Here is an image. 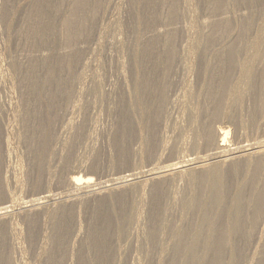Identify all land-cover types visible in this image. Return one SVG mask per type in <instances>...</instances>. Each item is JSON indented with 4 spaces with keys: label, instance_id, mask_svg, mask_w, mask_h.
I'll use <instances>...</instances> for the list:
<instances>
[{
    "label": "bare ground",
    "instance_id": "bare-ground-1",
    "mask_svg": "<svg viewBox=\"0 0 264 264\" xmlns=\"http://www.w3.org/2000/svg\"><path fill=\"white\" fill-rule=\"evenodd\" d=\"M112 1L0 2V19L8 31L27 24L25 16L33 4L35 21L43 25H26V33L32 30L38 41L35 53L21 52L15 64L23 83L16 102L9 100L8 105L17 119L13 121L16 130L25 136L29 156L37 160L41 178L35 179L33 187L52 186L48 182L59 177L60 172L51 169L50 162L45 164V157H58V149L51 144L53 126L61 116L81 115L77 139L89 134L87 118L96 108L105 107L120 115L121 137L126 125L132 126L140 118L138 126L144 137L140 136L148 145L145 153L135 151L134 156L143 160L146 155H156V144L162 141L158 127L164 115L167 119L169 104L173 103L171 93L182 86V95L177 93L181 97L176 95L175 103L192 128L189 148L203 149L204 154L178 157V161L164 166L129 169V173L104 182L95 181L93 175L77 174L61 180L64 187L60 192L50 189L20 203H14L13 192L0 189V199L5 201L0 207V264H22L17 257L21 251L18 239L25 233L20 235L15 215L24 219L28 229L37 217L48 218L49 228L40 229V238L35 243L33 240L36 264H264V140L232 148V128L205 121L212 113L242 126L244 122L237 116L240 103L234 112L224 113L223 108L236 90L258 94V107L264 106V0L257 11L252 9L255 0H250L248 7L242 5L249 4L247 0H130L136 14L133 25L128 28L114 20L113 25L103 27L99 22L112 12ZM141 2H155L153 24L144 22ZM43 7L56 12L54 21L45 26ZM102 50L117 57L111 67L102 65L105 73L94 68L95 57ZM121 51L127 53V59ZM2 62L0 59V85L6 79ZM112 70L115 83L111 82ZM192 71L199 76L196 84L186 80ZM201 99H208L212 110ZM2 112L1 135L7 129L2 125ZM263 112L259 117L264 119ZM75 116L68 120L67 128L71 129ZM174 126L181 135L188 131L183 125ZM121 143L123 164L129 155L126 141ZM10 146L4 136L0 137V174L5 170L2 184L4 179L14 178L10 174ZM182 148L174 143L168 154L177 155ZM76 161L75 172L86 165L84 160ZM13 180L17 184L18 180ZM93 207L107 208L106 214L111 209L115 221L106 224L107 230H98V222L84 224L81 220L82 213ZM32 235L29 232L27 236L30 245ZM133 249L141 253L143 263H131L127 258Z\"/></svg>",
    "mask_w": 264,
    "mask_h": 264
},
{
    "label": "rangeland",
    "instance_id": "rangeland-1",
    "mask_svg": "<svg viewBox=\"0 0 264 264\" xmlns=\"http://www.w3.org/2000/svg\"><path fill=\"white\" fill-rule=\"evenodd\" d=\"M2 1H4V0H0V2H2ZM247 1L249 4H242V5H244V7L251 6L250 0H247ZM262 1L263 0H255L252 3V4H254L252 9L257 11L259 6H261L260 2H262ZM154 4H155V2L145 3V5H143V2H141V6L143 8L141 10V16H142L144 22H146L148 25L154 23L153 22L154 18H152L153 17L152 11L155 10ZM16 8L18 9V7H16ZM29 9H32V10H29ZM29 9L27 11L28 14H26V16H25L26 22H27L26 25H29V28H31V27L32 28L33 27L38 28L41 26L43 27V25L40 26L37 23V20L35 21L34 16L37 15L36 14L37 12L34 10L35 5L33 4V7L29 8ZM150 10H151V13H150ZM44 11H46V15L43 17L46 20V21L45 20L43 21L44 26H45V25H47V22L54 21V17L56 16V12L54 10H52L51 7H49V9H48L49 16H48L47 9L45 10V8H44ZM27 15H28V17H27ZM135 16H136V14L134 15V13H133V8L131 7L130 0H113L112 1V12L109 13L108 15H106L104 18H102L103 20L101 19L99 24L102 23L103 27L104 26L107 27L109 25H113L114 20L115 21L120 20L122 23L125 24L126 27L128 26V28H129V27H131V25H133V20L135 19ZM148 16H149V19H148ZM30 18H31V20H30ZM193 20H195V19H193ZM198 20H199V18H197L196 21H198ZM24 23L25 22L20 24V26L17 27L16 30H12V29H14V28H12L10 30L11 31L10 32L7 29H5L3 23L0 19V57H1L0 59H1V62L3 61L1 64L5 68L3 71H5V74H6L4 76V79H5V77H6V79L3 80L5 82H1V85H0V111H3L1 114V116H2L1 120L3 122L2 125L7 126V129H4L3 135H1V131H0V137L4 136V138L6 140H8L9 145H11L10 146L11 147V156H10L11 159L9 158L10 160H12V161L9 160V165H10V170H11L10 174H12V176L15 178L16 181L18 180L17 184H16L15 181L13 180L14 178H12V179L9 178V179H7V181L4 179V181H3L4 184H2L0 181V189H3V191L9 190L10 193L13 192L12 195L16 196L13 199L14 203H20L23 200L24 201L29 200L28 198H30V197L34 198L35 196L39 195L43 191H49L50 189H53L51 192H54V193L57 191L60 192L64 187L63 184H61V180L71 178V176L72 177L77 176V174L83 175V176H88V175L92 176L93 175V177L95 178V181L104 182L111 177H117V176L121 175V173H124V172L129 173L128 172L129 169H137L138 170L139 168L146 169L147 167L149 168L150 166H164V165L170 164L169 163L170 161L173 163L178 161L179 160V159H177L178 157H180L181 159L182 158L189 159V158L194 157V154H196V153L197 154L198 153L204 154L203 149H194L192 151L189 148V146H190L189 143L192 139V138H190L192 128H189L190 124L188 123L187 115H185V113L182 111L183 109L182 108L180 109L179 106L175 103L178 96L182 95V91L184 90V87L182 86L183 89H182V87H177L175 93L174 94L171 93L170 102L173 101V103L169 104L168 112H167V119L165 118L166 115H164L163 119L160 123L162 125H160L158 127V133H160L159 136H160V139L162 137L161 140L163 142L159 141L158 144H156V153L155 154L157 156L155 155V156H152L151 158H149L146 155L145 157H143V160H141L140 157L134 156L135 151L137 152V151L143 150L145 153L147 150V145H148V143H146V140L142 139V137H144V133H141L142 135L140 134V129L138 126L139 123L141 124L140 121L138 123V120L140 118L135 121L136 123L134 125H132V126L126 125L127 126L126 132L121 137V135H120V130H121V117H120V115L118 116L114 112V110H112V111L110 110L109 112H111V113L108 114L109 112L104 109L105 107L104 108H96L95 109L96 112L100 111V114L102 113L101 115H103V116H101V115L99 116V113L96 114V112L94 111L92 116L89 117L90 120H88L89 118H87V122L89 121L87 123L88 126L86 125V127H88L87 133H89V134L91 133V135H90L91 139L87 138V137H89V134L77 139L76 135L79 131L78 126H79V121H80L81 115L77 114L75 116V115H71V114H66L63 117L61 116L58 119L59 122H56L55 125L53 126V138L55 140L53 139L51 146L54 144L53 146L55 147V149H58V157L56 158L55 155L49 156V154L45 157V158H47L45 160L46 161L45 164L48 165V162H50L51 164L49 165V167H51V169H53V170H57L58 172H60L59 177H57V179L60 180V183H58V180L56 179V180L48 182V183L52 184V186L47 184L49 187L47 185H45V186L36 185L33 187V185L36 184L35 179L37 178L36 180H39L41 178L40 173L37 170V164H36L37 160H35L34 158L32 159V155L29 156V154H28L29 150L27 148L28 144L25 141V139H23L25 136H23V133H21L22 131L19 132L18 129L16 130L15 123H16L17 119L15 120V118H16L15 115L12 113L11 110L8 109V105H9V103H11V101H9V100H13L12 102H16V100L20 96V94H21L20 84L23 83V81H21L22 78L20 76V73L15 70L16 69L15 64L17 63L18 60H20L19 57H21V52L22 53H28V54L29 53H35L34 52V50L36 49V47L34 46V44L36 43L35 40L38 41V39L34 35H32V33H31L32 30L28 34L26 33L27 27ZM188 23H189V21H188ZM21 28H22V30H21ZM190 34H191V36L193 35V33H190ZM42 40H43V38H42ZM154 50H155V48H154ZM154 50H153V52H154ZM155 52H156V50H155ZM120 53L124 55L123 57L126 56L125 58L127 59V53L125 51H123V52L121 51ZM154 53H153V55H154ZM97 54H99V56L97 55L95 57L96 61H95L94 68L97 70H100V72L103 71L102 73H105L106 68H102V67L104 65H105L104 67H108V68L111 67L115 63L114 59H117L116 54L112 51L106 53L105 50H102L101 53L98 52ZM98 57H100V58H98ZM33 58H35V57L33 56ZM98 62H100V63H98ZM13 63H14V65L12 66ZM111 63H113V64H111ZM96 64L97 65L99 64V65L96 66ZM3 66H2V68H3ZM96 67H99V69ZM112 71H113V73L111 74V78L112 77L113 78L112 79L110 78L111 82H114V81L116 82L117 81V78H115L116 74H115L114 70H112ZM9 72H10V74H9ZM197 75L198 74H196V71H192L187 76L186 80L189 81V83L192 82V84H196L197 79L199 78V76L197 77ZM188 77H189V79H188ZM191 77H192V79H191ZM106 86L110 87V85H106ZM180 91H181V93H180ZM177 93H179L180 95H178ZM176 95H178V96H176ZM257 99H258V94H255L252 91L246 92V91H242V90H239V91L236 90V92L233 93L232 96L228 97L227 100L225 101V104L223 106L224 113L234 112L236 104L240 103L237 106V108H238L237 109V116L242 119V122H244V124L242 125L243 129H240L242 126H236V124L234 122H232V120L226 119V118L224 120L223 116L222 117H215L212 113H210V115L206 117L205 121H207V123H208V121H210V123H212L216 126L218 125V127L229 125L230 128H232L231 129L232 135H230L231 140L229 141L230 147H232V148L234 146L235 147L238 146L239 144H252L253 141L257 142V141L264 140V119L259 117V114H261V111L264 110V106L262 109H260V107H258ZM201 100H202L201 103L203 105L208 106L210 108L211 102L208 99L207 100L201 99ZM5 107H7V108H5ZM178 108L180 109V111L178 110ZM210 109L212 110V108H210ZM259 111H260V113H259ZM178 112H179V115H176V114H178ZM256 113H258V114H256ZM13 116H14V118H13ZM74 116L76 118V121H74L71 129H70V127L67 128L65 126L66 123L68 122V120L70 121L71 118L73 119ZM175 117L176 118L179 117L178 120L175 119ZM93 119H95L96 121ZM92 120L95 123L91 122ZM215 120H217L218 122ZM214 122H216V123H214ZM12 123L14 124V127H12L13 126ZM176 123H177V125H183L184 127H186L188 129V131L185 130L187 132V133L184 132V133H186L185 135H181V132L178 133V132L174 131L175 127H176L174 125H176ZM97 124H98V126H97ZM58 126H59V128H58ZM13 128H14V130H13ZM61 128L63 131L61 130ZM92 128H94V130ZM72 129H73V131H72ZM18 134L20 136H17ZM57 134H59V136ZM93 134H95L97 136H95V135L92 136ZM57 136L60 137L58 139V141H57V138H58ZM183 136L187 137L186 142L184 141L186 138ZM182 137H183V140H181ZM165 138L167 140H164ZM168 138H170L171 140ZM123 140L126 141V145H127L126 155H129V157L127 159L128 162L121 164V161L123 160L124 156H123V152H121L120 146H121V144H122L121 142ZM165 141L167 142V146L165 145L166 144ZM56 143H57V145H56ZM161 143H163L164 146ZM174 143L180 144V148L181 147H183V148L181 149L182 152H181V150H179V153L177 155L172 156V155L168 154V150H169V147L171 145H173ZM181 143H183V144L186 143L187 146H186V144L182 145ZM87 145H88V148H87ZM93 145L95 148H93ZM161 145L163 146L164 151L162 150ZM62 146H63V148H62ZM189 154H190V156H189ZM60 155H61V157H59ZM71 156H73V157H71ZM181 156H183V157H181ZM87 157H89V158H87ZM50 158H51V160H49ZM69 158H71V159H69ZM75 158H77V159H75ZM78 159L84 160V162H85L84 164H86V165L80 169H77L78 171L76 170L77 172H75L73 167H74V163L77 162L76 160H78ZM59 160L61 163L59 162ZM85 160H87V161H85ZM133 160H135V161H133ZM68 163H69V165H68ZM153 163H154V165H151ZM55 166H57V167H55ZM63 169H64V171H63ZM84 169H85V171H84ZM38 173H39V175H38ZM3 174L2 173L0 174V179H1V175H3V178L5 177V170H4ZM60 176H62V177H60ZM44 177H45L44 181L46 182V180H47L46 176H44ZM30 184H31V186H30ZM180 184H182V182H180ZM7 188H9V189H7ZM47 188H49V189H47ZM4 203H5V201L0 199V207H2V205L4 206ZM93 209H94V211H93ZM93 209H90L91 211L89 210L88 213L87 212L82 213L81 220H83L84 224H85V222H86V224H89V223L92 224L94 221L96 223L98 222V230H107L106 224H108L110 222L112 223L113 221H115L114 215L110 214V213H112L111 209H108L107 214H106L107 208H102L101 210H98V209H95L93 207ZM95 210L99 211V213H97ZM94 213H95V215H98V216H93ZM13 218H15L14 220H16V222H17L16 223L13 220L15 226L20 227V231H22V233L20 235L25 233L24 235H22L24 238L22 236H20V238L18 239L19 240L18 242H19L20 247H21V251L20 252L17 251L18 252L17 257L20 258L22 264H36V261H35V253L36 252H35V248H34V243L40 238V234H41L40 229L43 230L45 228L46 229L49 228L50 224H49L48 218L45 217V219H44L43 216H40V218L37 217V219L35 220L34 223H32V225L30 226L29 229H28L27 223H25L24 219L21 216L19 217L18 215H15ZM98 218H99V220H98ZM43 221H45L46 223ZM100 223H101V225L99 228ZM44 224H45V226H44ZM21 228H23V229H21ZM28 231L30 232L31 235L33 233L32 245H30V242H28L29 241V239L27 237L29 234ZM33 240H34V243H33ZM23 247H25V248H23ZM30 249H31V251H30ZM140 254L141 253L138 252V250L135 251V249H133L132 252L128 254L127 258L130 259L131 263H133V261H135V262L141 261L143 263L144 258L142 261V255L139 256Z\"/></svg>",
    "mask_w": 264,
    "mask_h": 264
}]
</instances>
